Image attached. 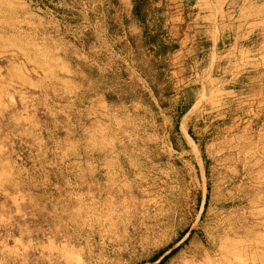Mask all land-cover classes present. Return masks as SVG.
<instances>
[{
    "label": "rangeland",
    "instance_id": "374dc122",
    "mask_svg": "<svg viewBox=\"0 0 264 264\" xmlns=\"http://www.w3.org/2000/svg\"><path fill=\"white\" fill-rule=\"evenodd\" d=\"M0 264H264V0H0Z\"/></svg>",
    "mask_w": 264,
    "mask_h": 264
}]
</instances>
